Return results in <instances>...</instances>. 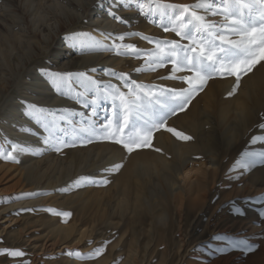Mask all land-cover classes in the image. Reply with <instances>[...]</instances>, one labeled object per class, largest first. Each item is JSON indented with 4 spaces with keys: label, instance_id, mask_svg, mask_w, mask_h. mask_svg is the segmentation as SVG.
Listing matches in <instances>:
<instances>
[{
    "label": "rangeland",
    "instance_id": "rangeland-1",
    "mask_svg": "<svg viewBox=\"0 0 264 264\" xmlns=\"http://www.w3.org/2000/svg\"><path fill=\"white\" fill-rule=\"evenodd\" d=\"M199 2L128 0L125 4L121 0H102L101 4L92 0L87 13L62 27L47 54L31 62L22 76L9 72L0 78V250L25 253L23 257H13L0 251V264H245L264 247V225L251 216L258 204L264 206V165L250 170L232 168L243 152L264 149V142H250L252 136L264 135V129L259 127L264 123V62L243 76L235 90L234 77H213L184 112L167 121L170 127L193 140L181 141L160 130L157 133L166 136V145L160 153L151 150L160 158L150 163L136 161L134 166L131 156L135 152L127 153L112 141L77 143L56 152L43 143L48 133L21 103L26 100L38 107L45 106L57 116L70 113L75 125L88 123L96 92L79 95L84 92L79 82L73 83V90L67 95L57 92L41 68L49 72H85L100 81L102 95L106 90L115 93L116 88L129 95L135 88L137 95H143L131 85L133 80L149 87H186V82L168 79L173 67L168 63L170 57L163 58L164 67H149L158 59L152 55L157 42L191 43L173 30L181 23L176 20L181 9L168 5H189L184 23L193 19L190 13L195 11L206 21L215 22L221 28L218 34L231 39L240 38L227 30L235 26L232 21L259 30L264 15V0H205L212 4L211 8L195 7ZM109 7H113L119 19L108 14ZM195 23L188 26L190 35L195 32ZM130 32L140 35H127ZM77 33H89L102 40L105 47H82L81 41L88 38ZM121 35L123 40L119 39ZM114 43L133 44L142 51L137 56L109 50L108 46ZM94 54H99L100 60H93ZM121 73L127 74V79H120ZM183 74L191 73L176 75ZM109 84L114 87L108 89ZM153 90L158 92V87ZM229 91H233L231 97ZM150 99L144 96L140 101L144 112L151 111ZM212 108L216 109L218 119L209 124L202 114ZM111 109L112 100H100L97 115L92 117L97 128L111 116ZM244 109L246 119L233 134L230 122ZM116 110L121 111L119 107ZM197 113L201 118L194 120ZM59 123L61 128L68 129L67 120ZM141 124L133 114L125 134ZM56 136L70 139L59 130ZM21 148L28 150L20 152ZM9 153L16 159L5 158ZM115 163L123 167L108 175L107 185H77L81 177L100 178L103 169ZM64 188L69 191H62ZM245 199L250 200L246 214L233 213L232 202L242 204ZM224 233L236 240L247 238L259 247L247 255L234 249L218 258H209L207 251L199 252L201 247L218 245L220 242L212 237ZM99 247L104 251L92 258L69 255L77 251L86 254Z\"/></svg>",
    "mask_w": 264,
    "mask_h": 264
},
{
    "label": "snow or ice",
    "instance_id": "snow-or-ice-1",
    "mask_svg": "<svg viewBox=\"0 0 264 264\" xmlns=\"http://www.w3.org/2000/svg\"><path fill=\"white\" fill-rule=\"evenodd\" d=\"M121 2L126 4L128 0H121ZM98 3L102 4V0H98ZM143 7L144 5L141 4V10H143ZM167 7L181 9L180 15L176 17V20L181 21V23L176 25L173 30L182 39L189 40L191 43L182 44L179 40L157 42L156 51L152 55L158 59L154 62V66L150 64L149 67H152L153 70L155 67H164L163 58L170 57L171 59L168 60V63L173 67L171 69L172 75L168 79L186 82L187 86L185 87L181 84L178 87L171 88L163 85H152L149 87L147 85H137L136 81L133 80L131 81V85L138 88L143 95H137L135 88L130 95L124 91H120L119 88H116L115 93L106 90L102 95L98 87L100 81L95 80L85 72H49L47 68H41V72L50 78L57 92L67 95L73 90L74 82H79L80 86L84 89L83 93H79L81 96H85L89 91L96 92V95L92 99L94 106L91 109V115L88 117V123L81 122L79 125L73 124L70 113L66 112L63 116H57L54 111L48 108L38 107L37 104L27 102L26 100L21 101V103L26 105L28 115L33 116L38 123H41L48 133V136L43 141L45 145H51L56 152H61L65 148L75 147L77 143L87 145L94 140H102L112 141L117 145H121L127 153H134L138 150H153L160 153L162 149L154 147L153 144L155 133L160 130L173 134L181 141L193 140V137L185 132L175 127H170L167 121L169 117L177 115L178 112H184L192 104L193 99L205 90L208 82L213 77H234L235 84L233 87L235 90L239 88L243 76L250 73L261 62H264V15L261 16L262 26L259 30L254 27L249 28L238 20L232 21L235 26L230 29H227V25H224L225 29L240 36L239 39H231L228 35L218 34L221 33V28L217 27L215 22L206 21L204 16L198 15L195 11L190 13L193 19L184 23L183 18L189 13V5H168ZM195 7L211 8L212 4L201 0ZM108 14L115 19H119L113 7H109ZM193 21L196 22L194 25L195 32L190 35L187 29L190 24H193ZM165 31H168V28H165ZM76 35L88 38L86 41H81L82 47H105L102 40H97L96 37L91 36L89 33H77ZM127 35L140 34L130 32ZM144 38L148 39V37ZM119 39L123 40L124 36L121 35ZM161 44L164 47H161ZM108 47L109 50L116 49L123 51L124 54H135L137 56L142 51L137 49L133 44L121 45L114 43ZM165 48H167V51H165ZM136 71H141V69H136ZM184 71L191 74L176 75ZM93 72H95V69H93ZM112 75H117V73L113 72ZM119 77L122 80L127 79V74L121 73ZM113 87L111 84L108 85V89H112ZM157 87L158 92L153 90ZM232 95L233 91H229L228 96L231 97ZM144 96L152 98L149 100L150 112L143 111V105L140 101ZM101 99L112 100V109L111 116L106 117V121L97 128L96 121L92 117L97 115V106ZM117 101H119V105H117ZM153 104L159 107L153 108ZM84 107L87 108L88 103H85ZM117 107L121 109L120 112H117ZM133 114L142 121V124L135 131L126 135L125 129L128 128L130 117ZM60 120H67L68 129L60 127ZM259 127L264 129V123H261ZM57 130L63 132L64 136H68L70 139L66 141L63 136H56ZM250 142L253 145L257 144V142H264V135H254L251 137ZM27 150L26 148L20 149L21 152ZM5 158L16 159L11 153ZM258 164L264 165V149L243 152L241 158L236 160L232 168L233 170H250ZM122 167L123 164L121 163L112 164L110 167L103 169L104 175L100 178L81 177L76 183L77 185L81 182L85 184L107 185L110 182L107 178L108 175L118 172ZM62 191H69V189L64 188ZM249 205V199H245L242 204L239 201H233L231 211L244 216L246 214V207ZM27 211H32V209H27ZM48 211L55 210L48 209ZM57 214L63 216L70 215L67 212H58ZM257 216L261 218L259 223L264 224V206L258 208ZM256 222L253 221V223ZM261 235L264 238V233ZM212 240L220 243L218 245H209L207 249L203 247L199 249L201 253L207 251L209 258H218L221 254H228L234 249H240L244 255H247L259 247V244L250 243L247 238L236 240L226 234H215ZM0 251L13 257H23L25 255L21 250L2 249ZM103 251L104 248L99 247L86 254H81L77 251L69 252V255L92 258L99 256Z\"/></svg>",
    "mask_w": 264,
    "mask_h": 264
},
{
    "label": "clouds",
    "instance_id": "clouds-1",
    "mask_svg": "<svg viewBox=\"0 0 264 264\" xmlns=\"http://www.w3.org/2000/svg\"><path fill=\"white\" fill-rule=\"evenodd\" d=\"M92 0H0V78L22 76L27 66L47 54L60 29L82 18ZM209 124L218 119L215 108L202 114ZM247 109L237 113L233 134L243 124ZM201 114L193 116L199 120Z\"/></svg>",
    "mask_w": 264,
    "mask_h": 264
},
{
    "label": "bare ground",
    "instance_id": "bare-ground-1",
    "mask_svg": "<svg viewBox=\"0 0 264 264\" xmlns=\"http://www.w3.org/2000/svg\"><path fill=\"white\" fill-rule=\"evenodd\" d=\"M107 26V25H106ZM109 27V26H108ZM99 55V54H98ZM98 55H96V54H94V56H92L91 58L93 59V60H97V59H99L100 58V55L98 56ZM100 60V59H99ZM74 67V66H73ZM63 101V100H62ZM62 101H60V102H62ZM76 104V103H75ZM245 107V106H244ZM44 108H47V107H45L44 106ZM190 111V110H189ZM26 123V122H25ZM26 125V124H25ZM12 128H15V127H12ZM12 130V129H11ZM15 130V129H14ZM15 132V131H14ZM13 132V133H14ZM8 133H10V132H8ZM164 134V133H163ZM11 135V134H10ZM164 137H166L165 135H163ZM162 136V133H156L155 134V138H154V141H153V144H154V147H158V148H164V146L166 145V142H165V140H166V138L164 139V137ZM168 136V135H167ZM17 138V137H16ZM173 139V138H172ZM18 140V139H17ZM20 141V140H19ZM22 141V140H21ZM172 141H175V140H172ZM171 141V142H172ZM24 142V141H23ZM26 142V141H25ZM29 143V142H28ZM31 143V142H30ZM29 143V144H30ZM168 143V142H167ZM176 143V142H175ZM25 144V143H24ZM28 145V144H27ZM169 145H170V143H169ZM175 145H177V144H175ZM21 152V151H20ZM160 158V156L158 155V154H155L153 151H151V150H145V151H138V152H135L134 154H132V156H131V165L132 166H134V164L136 163V161H144L145 163H147V162H149V161H152V160H157V159H159ZM150 163V162H149ZM183 163H186L185 161H183ZM253 182H254V180H253ZM181 192V191H180ZM192 192V191H191ZM192 193H190L189 195H191ZM183 195V194H182ZM195 199H197V198H195ZM193 200V199H192ZM199 200V199H198ZM197 201V200H196ZM195 201V202H196ZM199 202V201H198ZM203 203V202H202ZM200 204V203H199ZM203 205V204H202ZM262 206V204L261 205H257V207H255V208H253L251 211H252V213H251V216L253 215L254 217H256L258 220H260L261 218H259L258 216H257V210H258V208L259 207H261ZM5 207V206H4ZM194 207V206H193ZM200 209V208H199ZM255 209H256V211H255ZM249 213V212H248ZM181 214V213H180ZM179 214V215H180ZM261 225H264V224H261ZM249 228V227H248ZM247 231V230H246ZM241 232H242V230H241ZM245 232V231H244ZM225 234V233H224ZM230 235V234H229ZM263 241V240H262ZM239 256V255H238ZM237 257V256H236ZM240 258V257H239ZM250 260H248L249 262H246L245 264H264V247L263 246H261L260 248H259V252H257V253H254V254H252L251 256H250V258H249ZM224 260V259H223ZM237 263V262H236ZM218 264V263H217ZM220 264V263H219ZM229 264H231V262L229 263ZM233 264H235V263H233Z\"/></svg>",
    "mask_w": 264,
    "mask_h": 264
}]
</instances>
